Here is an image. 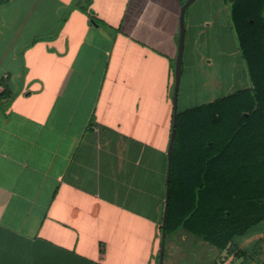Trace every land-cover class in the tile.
<instances>
[{
  "label": "crops",
  "instance_id": "1",
  "mask_svg": "<svg viewBox=\"0 0 264 264\" xmlns=\"http://www.w3.org/2000/svg\"><path fill=\"white\" fill-rule=\"evenodd\" d=\"M186 1L0 0V264H160ZM197 1L185 48L201 105L232 87L197 60L231 20ZM162 264H264V221L225 250L179 228Z\"/></svg>",
  "mask_w": 264,
  "mask_h": 264
},
{
  "label": "trees",
  "instance_id": "2",
  "mask_svg": "<svg viewBox=\"0 0 264 264\" xmlns=\"http://www.w3.org/2000/svg\"><path fill=\"white\" fill-rule=\"evenodd\" d=\"M223 2L251 87L178 108L166 222L221 250L264 221V0Z\"/></svg>",
  "mask_w": 264,
  "mask_h": 264
},
{
  "label": "rangeland",
  "instance_id": "3",
  "mask_svg": "<svg viewBox=\"0 0 264 264\" xmlns=\"http://www.w3.org/2000/svg\"><path fill=\"white\" fill-rule=\"evenodd\" d=\"M206 1L207 0H198L195 3V7L204 3L205 6L202 8L204 13L202 14V17L210 18L214 11L218 9V3H216V0L215 2L208 0L210 1L209 3ZM202 38L203 40L200 42L197 49V60L207 57L215 58L216 64L219 66L220 78L222 76V78L232 81V87L226 88L225 91L218 93V98L245 88L250 83V80L247 75L245 62L238 50V40L232 23L231 28L230 26H227L225 29L217 28L215 30H207V33L203 35ZM190 47V41L188 39L183 65L184 75L182 78L181 91L179 92V109L181 111L200 104V97L196 98V96H198L199 93H202V78H198L192 67L187 63ZM201 62L204 63L203 61ZM205 62H207V59ZM185 97L187 100H185Z\"/></svg>",
  "mask_w": 264,
  "mask_h": 264
},
{
  "label": "water",
  "instance_id": "4",
  "mask_svg": "<svg viewBox=\"0 0 264 264\" xmlns=\"http://www.w3.org/2000/svg\"><path fill=\"white\" fill-rule=\"evenodd\" d=\"M195 0H187L186 3L181 8L180 13V37H179V46H178V55L175 65V88H174V118H173V129L171 133L169 148H168V171H167V189H166V199L164 204L163 211V222H162V232H161V248H160V264L163 262L164 249H165V241H166V222L167 216L169 212V203H170V184H171V170H172V157H173V149L176 135V124H177V110H178V100H179V90L181 86L182 79V64H183V55L185 50V41H186V24L185 17L186 12L189 6Z\"/></svg>",
  "mask_w": 264,
  "mask_h": 264
}]
</instances>
